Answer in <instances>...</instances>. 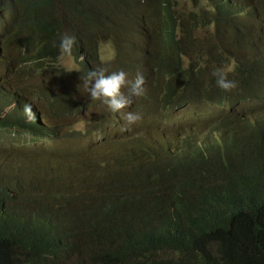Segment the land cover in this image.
I'll return each instance as SVG.
<instances>
[{
  "label": "trees",
  "instance_id": "obj_1",
  "mask_svg": "<svg viewBox=\"0 0 264 264\" xmlns=\"http://www.w3.org/2000/svg\"><path fill=\"white\" fill-rule=\"evenodd\" d=\"M45 1V13L10 30L0 72L50 119V127L27 129L30 143L70 141L53 152L33 146L1 153L0 264H264V104L252 112L239 106L264 102V50L259 63L247 60L251 23L211 12L204 6L210 0H196L191 11L185 0H149L142 16L151 58L143 66L153 76L141 72L147 95L135 112L142 119L122 140L94 148L67 126L98 106L83 74L60 63L57 24L66 13L71 24L89 25L87 49L98 60L97 30L121 23L105 11L87 22L81 0ZM250 1L264 10V0ZM112 50L106 65L118 60ZM234 63V90L203 78V68ZM191 102L194 109L209 102L235 109L202 124L186 119ZM98 110L93 120L105 121L109 110ZM15 124L0 119L2 129Z\"/></svg>",
  "mask_w": 264,
  "mask_h": 264
},
{
  "label": "clouds",
  "instance_id": "obj_2",
  "mask_svg": "<svg viewBox=\"0 0 264 264\" xmlns=\"http://www.w3.org/2000/svg\"><path fill=\"white\" fill-rule=\"evenodd\" d=\"M45 0H0V56L6 46V38L10 33L12 27L16 26L21 20L33 16H39L46 12L45 5L42 3ZM78 0H73V3ZM83 2L80 7V15L87 22L91 18H99L104 15V11L114 16L120 25L111 24L102 31L97 30L102 36L98 42V51H102L103 42H107L111 49L118 54V60L106 65L107 61L112 60L111 55L103 65L96 68L100 61L94 60L90 56V51L87 49V42L91 35L89 33V25L82 23L78 25L71 24L68 21L66 13L57 24V40L58 53L61 57H68L75 65L76 70L86 77L84 81L88 86V96L91 101H96V106L102 107L107 111L101 118L105 121H94L97 126V133L87 134L80 132L82 139L88 140L91 146H94L97 139L105 137L104 140L110 141L117 138L116 142L121 140L129 132L131 126L137 124L142 119V114L135 112L136 107L147 95L146 80L141 72H147L150 77L152 72L145 68L143 64L151 57V44L149 43V32L147 30L148 24L142 16L143 9L149 0H81ZM209 5L206 6L211 12L221 10L222 15L233 21L250 22L252 28L249 34L252 37L249 47L251 49L252 57L247 59L249 62H258L261 50H264V10L259 8L254 1L250 0H210ZM47 2V0L45 1ZM199 4H202L201 2ZM91 5V6H90ZM203 5V4H202ZM86 7L88 10H86ZM226 19V18H225ZM62 21V23H60ZM217 21V20H212ZM114 25V28L112 26ZM214 25V24H213ZM77 33V34H76ZM76 34V35H75ZM75 35V36H73ZM223 44V43H222ZM218 45V48L222 45ZM113 51V50H112ZM214 55L216 51H209L206 53ZM209 54V56H210ZM211 57V56H210ZM212 58V57H211ZM259 63V62H258ZM232 67L219 66L213 68H203L202 73L206 69H213L212 75L216 78V85L224 90L231 91L238 87L234 79V70L236 64ZM229 68L230 80L228 79ZM86 72H88L86 74ZM12 76H4L0 72V119L13 120L15 125L12 128L2 129L0 127V155L3 151L8 150H22L24 152H32L34 147L42 151L43 147L52 145V141L40 140L34 144L30 143L32 134L27 129H34L35 131L50 127V119L45 111L44 106L29 98L11 81ZM204 78V77H203ZM205 81H208L205 79ZM208 94L206 96H212ZM264 102L258 98H254L249 102H244L239 106H248L251 112L253 110L260 111L263 109ZM231 104H218L216 102H209L201 109H194L193 102L188 104L191 109L186 119L193 121H200L202 124H210L222 117L225 113L231 112L233 107ZM98 107H93L92 114L97 113ZM238 106H236L237 108ZM97 109V110H96ZM198 110L202 112L196 114ZM114 120V122H111ZM122 125L120 134L118 130H111L112 126ZM192 123V122H190ZM125 130V132H123ZM65 129L61 131L64 134ZM108 132V136L104 133ZM115 135V137H113ZM122 135V137H121ZM100 136V137H99ZM66 139L70 141V136ZM56 142V141H55ZM32 144V145H29ZM34 146V147H33ZM4 169L6 170L8 162H4Z\"/></svg>",
  "mask_w": 264,
  "mask_h": 264
},
{
  "label": "rangeland",
  "instance_id": "obj_3",
  "mask_svg": "<svg viewBox=\"0 0 264 264\" xmlns=\"http://www.w3.org/2000/svg\"><path fill=\"white\" fill-rule=\"evenodd\" d=\"M196 4H197L196 0H185L184 1L185 9H187L188 11L197 10ZM199 19L202 20L200 17H199ZM205 31L210 33V34H214L215 29H214L213 24H206ZM195 34L197 36L199 35L198 32H195ZM56 40H57V37H56ZM101 48H102L103 54H102V56L100 58L99 63L96 65V68H99L101 65H103L105 63V61L112 54V49H111L110 45L107 44V42H103ZM14 55H17V52L14 53ZM59 61L66 68V70H68V71H71L72 68L74 69L76 67L75 63L71 59H69L68 57H61V58H59ZM225 71L228 72L229 68H226ZM212 72H213V69L204 70L203 77L206 78L208 81H211L214 78V76L212 75ZM84 78L86 79V77H84ZM16 82L20 83V81H16ZM28 82L31 83V85L33 83V81L32 82L28 81ZM93 110H94L93 107L88 106L84 113H82L80 115H77L75 118H73L74 119L73 122L71 124H68L67 126H71L73 128H77L79 131H84L87 134H95V133H97V126H96V123L93 120V119H95L94 114H92ZM111 122H114V120H112ZM122 125H123V122L121 123V126ZM117 128H118V126H112L111 130L113 131L114 129H117ZM64 132H66V130ZM112 133H114V131ZM120 133H121V131L117 132V134H120ZM113 137H115V135ZM121 137H122V135H121ZM104 139H105V137L97 139L95 144H94V146H95L94 148L103 147L102 143H103ZM83 140H85V139H83ZM59 142H61L63 144L64 143H69L66 138L65 139H59L56 142L52 141L51 142L52 146L46 147L43 150L44 151L48 150V152H53L54 150H59V149L61 150V148L65 147V145L58 144ZM89 143L90 142L88 140H86V142H83L84 145L85 144H89ZM27 160H35V161H37L38 159L37 158H33V157H29V158H27ZM39 160H41V159H39ZM61 162H63V161H61ZM67 163L68 162H66V164ZM68 167H73V166H68Z\"/></svg>",
  "mask_w": 264,
  "mask_h": 264
}]
</instances>
